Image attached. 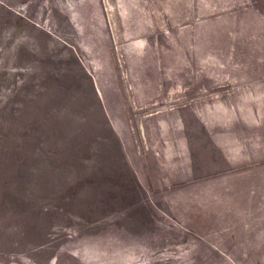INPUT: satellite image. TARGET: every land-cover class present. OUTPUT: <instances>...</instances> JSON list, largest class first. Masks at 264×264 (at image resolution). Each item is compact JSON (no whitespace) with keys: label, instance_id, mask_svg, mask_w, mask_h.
Returning a JSON list of instances; mask_svg holds the SVG:
<instances>
[{"label":"rangeland","instance_id":"rangeland-1","mask_svg":"<svg viewBox=\"0 0 264 264\" xmlns=\"http://www.w3.org/2000/svg\"><path fill=\"white\" fill-rule=\"evenodd\" d=\"M0 264H264V0H0Z\"/></svg>","mask_w":264,"mask_h":264}]
</instances>
